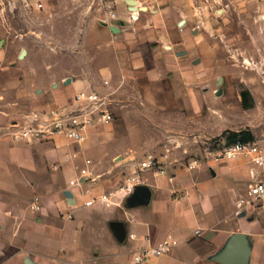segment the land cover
<instances>
[{
    "label": "crops",
    "instance_id": "obj_1",
    "mask_svg": "<svg viewBox=\"0 0 264 264\" xmlns=\"http://www.w3.org/2000/svg\"><path fill=\"white\" fill-rule=\"evenodd\" d=\"M169 1L155 0L157 10L136 1L138 16L134 23L127 14V0L116 1L115 19L107 27L114 35L112 62L98 71L101 83L109 81L115 91L110 107L113 121L88 129L86 140L79 145L81 157L74 151L77 145L59 136L47 142H13L11 127L22 123L29 112L17 117L7 108L0 112V264H135L137 251L166 239L176 242L173 250L142 264H222L230 240L238 233L243 235L249 252L243 264H264V202L241 209L236 206L247 194L251 173H259L243 158L226 162L208 159L197 169L186 171L174 168L173 155L164 154L168 143L164 145L162 138L156 141L147 134V156L162 165L164 174L150 170L137 174L150 191L148 202L129 206L128 198L117 190L124 176L137 166L132 161L141 141L133 139L139 132L136 121L147 131L159 130L170 147L175 143L192 146L207 136L244 130L241 120L233 123L225 119L231 106L222 90L216 89L211 95L203 86L211 75H202L201 28L196 29L189 22L192 19H186L177 7L171 11L169 25L164 22L168 9L162 5ZM143 7L146 11L140 10ZM171 21L176 25L184 21L185 32L164 36L174 28ZM110 27L116 31L111 32ZM161 41L165 45H160ZM221 81L217 79V85ZM101 83L91 87L85 80H71L57 86L48 94V106H72L74 93L101 89ZM135 99L148 111L140 112L144 119L129 116ZM218 102L223 111L215 107ZM236 102L241 104L239 94ZM72 153L81 163L91 160L96 175L93 182L68 185L74 174L69 165L74 164L64 163L63 158ZM46 165L51 180L58 177V172L63 175L62 195L70 191L72 202L65 197L60 200L55 191L49 199L39 197L41 211L32 214L29 206L34 197L25 199L26 194L22 195L18 187L24 190L27 178H38ZM105 192L113 193L110 206H84L86 200ZM27 200L26 209L19 205ZM67 214L72 218L63 222L61 216ZM117 225L122 226L123 238L114 235Z\"/></svg>",
    "mask_w": 264,
    "mask_h": 264
},
{
    "label": "rangeland",
    "instance_id": "obj_2",
    "mask_svg": "<svg viewBox=\"0 0 264 264\" xmlns=\"http://www.w3.org/2000/svg\"><path fill=\"white\" fill-rule=\"evenodd\" d=\"M136 1L152 10L159 8L155 0ZM162 6L168 9L165 12L166 25L173 18L171 11H176L177 7L183 10L186 19H192L189 22L195 28H201L202 75H211L203 86L211 95L216 89H221L231 106V112L224 114L225 119L233 123L241 120L243 129L253 134L254 141L264 145V0H208L207 3L202 0H170ZM111 14L115 15V7L109 11L104 0H0V112L7 108L12 116L17 117L36 107L48 110L52 107L48 106V94L71 80H85L91 87L100 85L99 69L112 62L114 35L107 28L115 19ZM127 14L130 16L129 12ZM130 22L134 23L133 20ZM171 25L174 28L164 36L175 37L185 32V28L180 29L176 21H171ZM160 45L165 44L161 41ZM22 52L25 55L21 58ZM217 79H222L218 85ZM241 90L250 93L251 109L243 110L236 102ZM220 104L216 103L215 107L223 111ZM140 112L148 113L145 106L135 99L129 116L135 120L139 116L144 119ZM136 125L139 132L133 139L141 141L132 161L137 166L124 176L119 186L128 176L139 173L138 165L148 154L147 134L152 139L156 137V141L162 138L164 145L168 143L164 154L173 155L175 168H180L190 158L207 160L201 156L204 151L217 149V144L225 143L228 138V135L207 136L192 146L175 143L170 147L168 138L159 130L147 131L146 126L138 121ZM74 151L82 156L79 145L74 147ZM73 162L74 165H69L74 170L72 179L77 174L76 167L82 166L79 158ZM250 167L253 168L252 165ZM42 171L38 178L28 177L24 182L28 193L22 190L21 185L18 190L23 192L22 195L26 194L25 199L35 196L49 199L56 191L63 201V175L58 172V177L51 180V170L47 165V172ZM22 203L19 205L26 209L29 201Z\"/></svg>",
    "mask_w": 264,
    "mask_h": 264
},
{
    "label": "built area",
    "instance_id": "obj_3",
    "mask_svg": "<svg viewBox=\"0 0 264 264\" xmlns=\"http://www.w3.org/2000/svg\"><path fill=\"white\" fill-rule=\"evenodd\" d=\"M105 6L109 11L115 7L117 0H104ZM208 2V0H202ZM39 8L41 5L38 6ZM201 10V8H200ZM130 19L134 20V14L130 12ZM111 17L115 15L111 14ZM184 23V22H183ZM179 26V25H178ZM180 29L183 25L179 26ZM101 89H90L79 91L72 95V106H56L48 110H33L23 117L22 123L11 127V140L13 142H47L54 137H63L67 142L74 145H81L86 140L88 129L95 124L109 125L113 121V112L111 110V97L115 91L111 89L109 81L104 80L101 83ZM203 159H210L217 162H226L238 157L243 158L250 163L253 168H257L259 173H251L252 183L249 185L246 197L240 198L236 202L237 208L241 209L253 203L264 202V145L256 141H236L230 144H217V149L213 151L206 150ZM77 154L72 153L63 158L64 163L72 164L77 159ZM201 164L199 158H190L181 165V169L193 171ZM174 167V166H173ZM175 168V167H174ZM77 174L73 180L69 181L70 187H77L83 183L93 182L96 178L92 168L91 160L84 159L82 166L76 167ZM150 170L155 173L164 174L162 165L155 158L147 156L143 162L138 165V171ZM137 173L128 176L117 188L123 197L128 198L134 193L136 187L141 186ZM113 193H102L95 198H90L84 202V206L92 207L95 204L108 207L112 202L110 199ZM32 214L41 211V202L38 196H35L29 206ZM71 214L62 216V219L71 220ZM131 239L134 235H129ZM176 246V242L166 239L158 245L137 251L133 256L135 264H142L146 261L169 254ZM89 264V263H83Z\"/></svg>",
    "mask_w": 264,
    "mask_h": 264
},
{
    "label": "water",
    "instance_id": "obj_4",
    "mask_svg": "<svg viewBox=\"0 0 264 264\" xmlns=\"http://www.w3.org/2000/svg\"><path fill=\"white\" fill-rule=\"evenodd\" d=\"M128 6V10L130 12H136V1L135 0H127L126 2ZM140 10L146 11V8H140ZM184 21L179 23V26L183 24ZM111 32H115V28L110 27ZM25 55L24 52L21 53L20 57L22 58ZM64 197L68 200V203L72 202V194L70 191H64ZM150 198V191L146 186H138L135 188L134 193L128 197L127 204L129 206H135L140 203L148 202ZM114 235L118 238L124 237V232L122 231V226L117 225L116 228L113 229ZM248 250L245 246V241L242 234H235L233 238L230 240L220 262L222 264H243L246 257L248 256ZM24 264H28L27 261Z\"/></svg>",
    "mask_w": 264,
    "mask_h": 264
},
{
    "label": "trees",
    "instance_id": "obj_5",
    "mask_svg": "<svg viewBox=\"0 0 264 264\" xmlns=\"http://www.w3.org/2000/svg\"><path fill=\"white\" fill-rule=\"evenodd\" d=\"M240 99H241V107L243 110H248L253 107V101L250 93L248 90H241L239 92ZM228 135L226 144H230L236 141H254L253 135L248 130H243L239 133L235 132H224L222 136Z\"/></svg>",
    "mask_w": 264,
    "mask_h": 264
},
{
    "label": "bare ground",
    "instance_id": "obj_6",
    "mask_svg": "<svg viewBox=\"0 0 264 264\" xmlns=\"http://www.w3.org/2000/svg\"><path fill=\"white\" fill-rule=\"evenodd\" d=\"M133 16H134V18H136V15L135 14Z\"/></svg>",
    "mask_w": 264,
    "mask_h": 264
}]
</instances>
